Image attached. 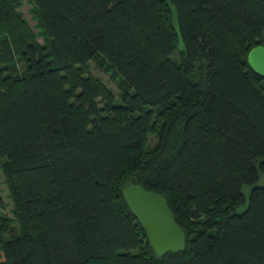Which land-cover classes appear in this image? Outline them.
Masks as SVG:
<instances>
[{"label":"trees","instance_id":"1","mask_svg":"<svg viewBox=\"0 0 264 264\" xmlns=\"http://www.w3.org/2000/svg\"><path fill=\"white\" fill-rule=\"evenodd\" d=\"M23 1L0 0V264H264V78L247 62L264 0H27L38 32ZM129 184L165 197L182 250L155 253Z\"/></svg>","mask_w":264,"mask_h":264},{"label":"water","instance_id":"2","mask_svg":"<svg viewBox=\"0 0 264 264\" xmlns=\"http://www.w3.org/2000/svg\"><path fill=\"white\" fill-rule=\"evenodd\" d=\"M247 62L255 74L264 78V45L251 48ZM124 198L158 256L185 247V233L177 224L165 197L140 185L129 184L124 190Z\"/></svg>","mask_w":264,"mask_h":264},{"label":"rangeland","instance_id":"3","mask_svg":"<svg viewBox=\"0 0 264 264\" xmlns=\"http://www.w3.org/2000/svg\"><path fill=\"white\" fill-rule=\"evenodd\" d=\"M32 5L29 1L25 0L23 1L21 7L19 10L22 12L23 16L28 20L29 25L32 27L34 32H38V28L36 27V21L32 17ZM39 42H43V39L41 37H38ZM173 58L175 60H179V54L178 50L173 54ZM90 73L98 78H100L103 83H105L107 86H109L113 93L118 96L119 89L114 81H112L108 74L102 72L93 61L90 62ZM256 185L264 186V173L260 172L259 180L257 181ZM253 185H244L242 188V192L245 195L246 203L240 207L237 208V211H242L247 205L248 197L250 190ZM0 197L2 199L3 204L0 206V213L7 215L8 217H12V203L11 199L8 195V189L6 184L4 183V177L2 174V171L0 170Z\"/></svg>","mask_w":264,"mask_h":264}]
</instances>
